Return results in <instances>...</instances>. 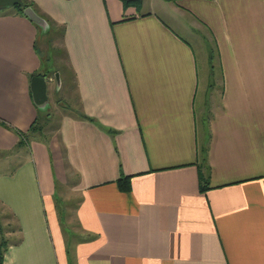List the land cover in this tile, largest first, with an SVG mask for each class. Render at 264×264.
Wrapping results in <instances>:
<instances>
[{"label":"crops","instance_id":"obj_1","mask_svg":"<svg viewBox=\"0 0 264 264\" xmlns=\"http://www.w3.org/2000/svg\"><path fill=\"white\" fill-rule=\"evenodd\" d=\"M34 1L0 9L4 264H264V0Z\"/></svg>","mask_w":264,"mask_h":264},{"label":"rangeland","instance_id":"obj_2","mask_svg":"<svg viewBox=\"0 0 264 264\" xmlns=\"http://www.w3.org/2000/svg\"><path fill=\"white\" fill-rule=\"evenodd\" d=\"M25 1H28V2L32 3V6L34 8L37 7V3L34 0H31V1L30 0H25ZM142 4H143V0H142V3H141V6H142ZM62 29H63V26H57V30H52L48 34L46 33V36H48V37L50 36L52 38L51 41L49 42L50 44H53L54 43L53 40H54V37H55L56 38V42H57V46L58 45L60 46V41H61V38H62L61 36L63 34V30ZM53 45H51V47H49V49L42 50L43 53L45 54V56H47L45 63H47V65H49V68L51 70L54 69L55 67H58L59 66V62H58V60L56 58V54H58V53L64 54V50L62 49L63 46H62V48H60L59 46H58V48H54ZM214 50H215V47H214ZM214 54L216 56V52ZM216 58H217V56H216ZM199 60H200V66L204 69L205 64L203 63V61H204L203 57L200 56ZM212 61L213 60H211V64H212ZM217 71L220 72V69L217 68ZM52 77L54 78V75ZM61 79H62V76H61ZM55 86H56V88L58 87L57 80L55 81ZM56 96L62 98L64 96L63 91L57 92L56 93ZM56 96H53V99H52L55 102H56V100H55L56 99L55 98ZM54 108H55V106H52L51 105L49 107V111L50 110H53ZM52 128H53L52 124L46 123L45 129L46 130L48 129V131H46V133H48V135H49V132L53 130ZM0 226H1L2 230H3L2 236L4 238H6V241L8 239L7 236H9V231H11V230L13 232H16L15 233L16 236L19 235V230L20 229L17 228L18 225H17V222L15 220V217H13L11 215V213L9 212V210L7 209V207L5 206V204L2 203L1 201H0Z\"/></svg>","mask_w":264,"mask_h":264},{"label":"water","instance_id":"obj_3","mask_svg":"<svg viewBox=\"0 0 264 264\" xmlns=\"http://www.w3.org/2000/svg\"><path fill=\"white\" fill-rule=\"evenodd\" d=\"M23 0H0V9H6L10 7H14L16 5H23ZM31 20H33L37 25H40L42 28L46 29L49 27L48 20L42 16L41 14L37 13L36 9L32 5H27L24 8V12ZM55 78L58 83L59 88L62 84V79L60 72H56ZM48 79L47 76L40 75V74H34L32 75V83H31V89L34 95V101H36L38 104H43L48 99Z\"/></svg>","mask_w":264,"mask_h":264},{"label":"trees","instance_id":"obj_4","mask_svg":"<svg viewBox=\"0 0 264 264\" xmlns=\"http://www.w3.org/2000/svg\"><path fill=\"white\" fill-rule=\"evenodd\" d=\"M24 1V4L23 5H16L14 6V8H16L17 10L20 11V13H23L24 12V8L27 6V5H32V3L28 2V1ZM174 1H177V0H174ZM124 3L126 6L128 5H131L132 3L135 4L137 7H140L141 6V3H142V0H124ZM25 14V13H24ZM26 15V14H25ZM44 16V15H42ZM48 22L50 23V20L44 16ZM51 24V23H50ZM37 74H40V75H44L46 76V74L48 73H37ZM34 76V75H33ZM38 125H40V123H38ZM38 125L35 126V124L32 125V129H37L38 128ZM42 127V126H41ZM40 128V127H39ZM131 182H130V176H125V177H121L120 180H119V186L121 187V189L123 190H129L131 188ZM3 234V230L0 226V264H4L5 262V252L7 251V248L9 246V243L8 241H6V238H4L2 236Z\"/></svg>","mask_w":264,"mask_h":264}]
</instances>
